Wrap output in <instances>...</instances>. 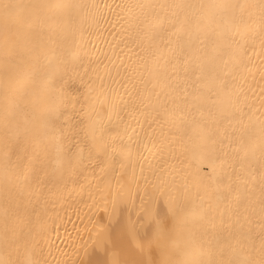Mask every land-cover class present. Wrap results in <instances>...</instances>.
Wrapping results in <instances>:
<instances>
[{
    "label": "bare ground",
    "instance_id": "obj_1",
    "mask_svg": "<svg viewBox=\"0 0 264 264\" xmlns=\"http://www.w3.org/2000/svg\"><path fill=\"white\" fill-rule=\"evenodd\" d=\"M0 264H39L31 0H0Z\"/></svg>",
    "mask_w": 264,
    "mask_h": 264
},
{
    "label": "snow or ice",
    "instance_id": "obj_2",
    "mask_svg": "<svg viewBox=\"0 0 264 264\" xmlns=\"http://www.w3.org/2000/svg\"><path fill=\"white\" fill-rule=\"evenodd\" d=\"M5 7H8L7 5H5Z\"/></svg>",
    "mask_w": 264,
    "mask_h": 264
}]
</instances>
